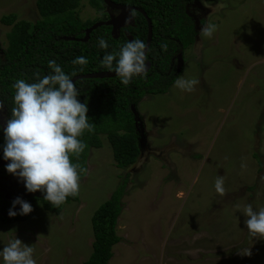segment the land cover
Segmentation results:
<instances>
[{
  "label": "rangeland",
  "instance_id": "374dc122",
  "mask_svg": "<svg viewBox=\"0 0 264 264\" xmlns=\"http://www.w3.org/2000/svg\"><path fill=\"white\" fill-rule=\"evenodd\" d=\"M202 4L210 11L206 24L217 30L207 38L200 27L196 43L179 56L181 76L199 84L192 92L173 84L140 102L137 162L119 169L103 136V147L88 155L79 201L59 215L37 201L27 221L0 222V251L16 237L34 246L37 264H84L93 252L94 213L126 181L121 241L109 264H264V238L249 235L243 213L247 204L264 207V0ZM11 13L32 23L41 18L37 0H0V51L11 30L1 18ZM103 15L114 13L81 1L84 23ZM217 176L225 178L223 194ZM19 180V194L28 195Z\"/></svg>",
  "mask_w": 264,
  "mask_h": 264
},
{
  "label": "trees",
  "instance_id": "16d2710c",
  "mask_svg": "<svg viewBox=\"0 0 264 264\" xmlns=\"http://www.w3.org/2000/svg\"><path fill=\"white\" fill-rule=\"evenodd\" d=\"M81 1L37 0L41 18L34 23L18 20L17 15L12 13L1 18V23L11 27V30L7 34V48L0 51V102L5 105L3 110H0V160L4 159V129L15 106L13 85L17 80L24 79L33 83L36 82V73H39L41 78L51 74L52 69L48 65L52 60L72 79L98 72H115L116 61L113 62L111 70L101 66L106 53H118L125 43L135 39H140L146 44L148 23L138 11H134L137 27L132 29L134 32L131 30L129 38L121 34L119 39H115L112 37V28L102 26L91 33L87 43L64 40V37L85 38L86 30L97 22L84 23L80 19ZM112 1L142 9L152 21L153 41L146 60L152 63V67L146 76L133 77L127 86L121 83L120 77L104 80L83 79L75 83L80 90L78 99L81 103H87V116L89 123L93 125V130L85 131L81 137L87 147L79 160L71 156L73 163H79L85 169L90 151L103 147V136L112 147L119 169L129 168L137 162L141 154V143L135 110L146 96L165 95L169 92L177 77L181 76L176 64L172 65L174 57L177 55L179 62V56H183V53L195 44L198 35L193 20L186 13V5L192 0ZM90 4L97 9L102 6L106 8L103 0H90ZM101 37L107 41V49L99 46ZM164 43L167 44V51L161 47ZM79 56H84L88 64L74 65L72 61ZM73 73L75 75H72ZM85 173H81V180ZM19 179L17 175L7 171V166L0 167V222L3 224L24 222L31 216L32 212L20 215L18 204L13 209V201L16 198L30 203L33 210L36 202L41 201L46 211L56 215H59L67 204L79 201L78 195L69 196L64 204L56 208L45 201L44 196L31 193L26 195L23 192L19 194ZM125 186L126 181L112 194L109 201L94 213L91 220L94 232L93 252L84 264L110 263L114 255L113 247L121 241L117 226L122 213L121 201ZM10 209L16 211L17 215L10 217Z\"/></svg>",
  "mask_w": 264,
  "mask_h": 264
},
{
  "label": "clouds",
  "instance_id": "9594fccd",
  "mask_svg": "<svg viewBox=\"0 0 264 264\" xmlns=\"http://www.w3.org/2000/svg\"><path fill=\"white\" fill-rule=\"evenodd\" d=\"M133 17L134 13H130L125 23H131ZM216 30V25L204 24L200 35L212 38ZM98 43L102 49L109 47L102 37ZM161 47L167 51L166 43ZM149 50L142 40L135 39L125 43L118 53H106L101 66L111 70L116 61L115 73L121 83L127 86L133 77L147 75L146 52ZM72 63L83 66L88 64V60L79 56ZM48 66L52 73L43 78L36 73V82L28 83L19 79L14 83L15 106L4 129L3 152L4 159L10 161L7 171L23 180L29 193H45L44 200L58 208L69 196L79 194L81 173L87 170L79 163H73L71 156L79 160L87 147L81 137L85 131L91 132L93 125L87 116V103H81L78 99L80 90L71 76L54 60L49 61ZM198 84L196 78L185 79L180 76L174 86L192 92ZM4 107V103L0 102V110ZM224 183L225 178L217 176L215 189L220 194L225 192ZM17 204L20 205V215L33 211L31 204L20 198L13 201V209ZM243 213L247 217L245 225L249 235L264 238V207L254 210L251 204H247ZM8 214L14 217L17 212L10 209ZM34 253L33 245H25L15 237L3 247L0 257L4 264H37ZM243 254L251 255V252L244 249Z\"/></svg>",
  "mask_w": 264,
  "mask_h": 264
},
{
  "label": "water",
  "instance_id": "95a60500",
  "mask_svg": "<svg viewBox=\"0 0 264 264\" xmlns=\"http://www.w3.org/2000/svg\"><path fill=\"white\" fill-rule=\"evenodd\" d=\"M104 3L108 7V9L120 11L121 15L117 16L116 18H112V20H110L108 22H102V23H97V24L93 25L92 27H90L89 29L86 30V35H85V38H83V39H76V38H70V37H64L63 39L66 41H78V42L87 43L90 39L91 33L93 31L97 30L98 28L102 27V26L111 27L112 28V36H113V38L117 39L119 37V32H120L121 28L124 27L125 21L129 17V14L132 13V11H138V12L142 13L145 17H147L146 13L141 9H135L133 7H129L126 5L117 4V3L113 2L112 0H104ZM147 21H148V37H147L146 46L148 49H150L151 44H152V40H153V26H152V22L149 18L147 19ZM133 22H134V19H132L130 26H132ZM131 39L132 38L130 37V40ZM147 54H148V51L146 52V55ZM179 64H180V62H179ZM146 67L149 71L151 68V65L149 63H147ZM178 71L179 72L181 71L179 66H178ZM117 77H119V76L115 72H98V73H92V74L77 76V77H74L72 80H73V83H76L77 81L83 80V79H88V80L101 79V80H104V79H114ZM135 116H136L137 128L139 131L140 126H139L138 113L135 112ZM0 117H1V114H0ZM141 149H143V146H141ZM9 163H10V161H7L5 159L0 160V167H5Z\"/></svg>",
  "mask_w": 264,
  "mask_h": 264
},
{
  "label": "flooded vegetation",
  "instance_id": "af4514ba",
  "mask_svg": "<svg viewBox=\"0 0 264 264\" xmlns=\"http://www.w3.org/2000/svg\"><path fill=\"white\" fill-rule=\"evenodd\" d=\"M103 2H104V0H103ZM202 2L204 3V2H208V0H205V1H203V0H192V2H190V3H188L187 5H186V13H187V15L191 18V20H193V22H194V26H195V29H196V31H197V34H198V29L200 28V27H202V25H204V24H206V22H207V19H206V14L207 13H209L210 11H208V10H206L205 9V7H204V5L202 4ZM105 4V3H104ZM117 4H119V3H117ZM121 5H124V4H121ZM106 6V5H105ZM126 6H129V5H126ZM129 7H131V6H129ZM106 8H108L107 6H106ZM95 9V8H94ZM136 9H139V8H136ZM111 10V9H110ZM142 10V9H141ZM192 10H200V11H206V13H204V14H202L201 15V17H199L198 15H196ZM113 13H114V15H111V16H105V15H103V18L102 19H104V20H102V19H100V20H102V21H97L95 24H97V23H102V22H108V21H110V20H112V18H116L117 16H119V15H121V12L120 11H116V10H111ZM102 14H104L105 12H101ZM132 13H134V11H132ZM140 13V12H139ZM146 13V12H145ZM141 15L142 16H144L142 13H141ZM147 15V14H146ZM144 18L146 19V21H147V19H148V15H147V17H145L144 16ZM133 19H134V22H133V24H132V26H130V23H128V24H124V27H122L121 28V30H120V32H119V36H121V34H124L127 38H129V36H131V30L132 29H136V27H137V22H136V19H135V17H133ZM152 22V21H151ZM147 23H148V21H147ZM95 24H93V25H95ZM92 25V26H93ZM91 26V27H92ZM153 26V25H152ZM133 31V30H132ZM135 31V30H134ZM133 31V32H134ZM113 37V36H112ZM197 37H198V35H197ZM197 37H196V41H197ZM117 39H119V37L117 38ZM153 41V40H152ZM145 42H147V41H145ZM196 43V42H195ZM149 52V51H148ZM184 54H185V52L183 53V56H184ZM177 58V59H176ZM176 58L174 57V62H172V65H174V64H176V69H178V56L176 55ZM147 63H149L150 65H151V67H152V63L151 62H146V64ZM151 69V68H150ZM150 71V70H149ZM181 75H182V72H181ZM21 185V184H20ZM20 185H18V187L20 186Z\"/></svg>",
  "mask_w": 264,
  "mask_h": 264
}]
</instances>
